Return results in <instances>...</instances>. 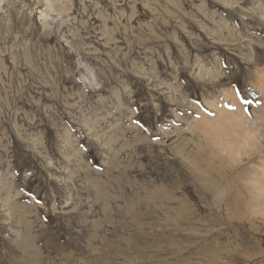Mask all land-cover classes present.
Wrapping results in <instances>:
<instances>
[{"label":"rangeland","instance_id":"rangeland-1","mask_svg":"<svg viewBox=\"0 0 264 264\" xmlns=\"http://www.w3.org/2000/svg\"><path fill=\"white\" fill-rule=\"evenodd\" d=\"M0 264H264V0H0Z\"/></svg>","mask_w":264,"mask_h":264},{"label":"bare ground","instance_id":"bare-ground-1","mask_svg":"<svg viewBox=\"0 0 264 264\" xmlns=\"http://www.w3.org/2000/svg\"><path fill=\"white\" fill-rule=\"evenodd\" d=\"M261 81V80H260Z\"/></svg>","mask_w":264,"mask_h":264}]
</instances>
